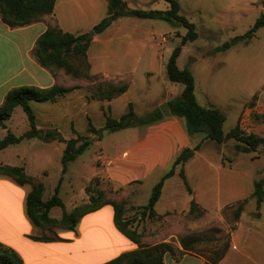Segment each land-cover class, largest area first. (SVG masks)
Segmentation results:
<instances>
[{"label":"crops","instance_id":"0c3cea01","mask_svg":"<svg viewBox=\"0 0 264 264\" xmlns=\"http://www.w3.org/2000/svg\"><path fill=\"white\" fill-rule=\"evenodd\" d=\"M122 1L131 10L148 11L151 10L148 6L153 0ZM107 7V0H55L53 12L48 20L50 23L56 22L64 32L74 35L88 34L106 16ZM261 11L264 12L262 7ZM48 20L21 28H10L0 17V40L9 42L12 48L10 54L13 53L15 58L14 62L7 59V56L5 60L0 61V105L8 91L20 86L77 87L55 103H32L37 129L40 132L37 138H41L46 130H59L64 126L71 131L72 137H75V132L85 135L87 117L93 126L99 129L104 125V111L113 118H119L131 103L136 115L142 116L160 111L161 105L168 104L180 95L183 87L172 88L171 84L174 83L169 82L166 77L165 66L168 60L165 61L160 53H163L162 45L166 44L168 39L161 33L160 24L154 22L158 20L120 17L105 31L91 37L87 51L90 75L100 76L109 82L129 78L126 92L110 101L90 99L87 89L75 84L61 72L54 75L37 63L33 49L39 36L48 28ZM177 38L180 44V37ZM157 39L160 43L155 44ZM187 45L182 47L181 52ZM141 72L151 79L157 77V81H149L146 85L141 80L137 83L136 76ZM254 95V110H259V115L264 119V83L258 91L250 94V98ZM45 104L49 105L45 108L40 106ZM228 107L231 106L224 107L225 111L219 109L226 119L230 109ZM39 112L42 116L38 115ZM249 112L245 111L242 105L234 115L236 124H246ZM240 114L243 115L242 119L239 118ZM12 117L4 123V128L0 126L3 137L7 130L11 131L7 123ZM23 122L24 135L29 130V123H26L25 119ZM82 123L85 124L83 132L77 127ZM261 132L259 136H264V127ZM113 134L120 135L118 139L123 142L121 145L116 138L106 140L105 132L92 141L89 149L95 146L97 153L91 158V172L79 185L82 191L91 179L106 177L116 190H126V195L132 197L136 206H144L150 195L144 197L146 203L139 201L141 187L144 185L150 191L184 148H193L200 144L191 161H187L183 166L191 192L187 191L178 176L177 168L175 175L164 182L160 198L155 205L156 213L163 219L181 215L185 219L190 217L200 222H216L225 228L227 224L223 216L224 210H233L237 203L247 200L239 218L227 231L228 248L217 264H264V198L257 209L256 201L251 197L254 182L264 176V157L259 158V161H262L260 170L252 167L250 153L237 152L224 158L223 151L217 147L227 144L226 141L211 144V153L216 161L204 159L201 151L209 140H204L203 136L197 134L188 135L183 121L172 115H162L161 119L150 125L127 128ZM20 143L0 151V164L23 167L28 175L39 177L45 169H30L27 157L16 150ZM104 160H109L110 165H105ZM78 179L82 178L77 177ZM72 183L67 188H70L71 194L77 193L78 190ZM30 190L29 185H18L12 178L0 175V243L14 250L21 258L22 264H103L124 252L138 248L136 243L116 228L114 209L111 205H105L84 215L73 230L54 225H33L26 214V197ZM191 201L200 208L201 215L189 214ZM65 209L70 210L67 207ZM256 213L258 216H255ZM40 230L51 231L53 235H37ZM136 230L142 234L141 239L151 238L145 237L147 234H144L142 228ZM166 233L158 243H172L177 251H182L179 243L173 241L176 237L170 229ZM34 238L48 241H38ZM155 244L154 242L151 245ZM163 260L164 264H210L206 258L191 251H183L180 256L166 253Z\"/></svg>","mask_w":264,"mask_h":264},{"label":"trees","instance_id":"16d2710c","mask_svg":"<svg viewBox=\"0 0 264 264\" xmlns=\"http://www.w3.org/2000/svg\"><path fill=\"white\" fill-rule=\"evenodd\" d=\"M168 8L164 11L158 10H131L122 0H107V14L96 24L91 31L99 34L105 31L113 21L120 17H136L141 19H151L163 21L173 27H182L186 33L180 37V44L175 47L166 63L165 71L167 80L174 84H180L183 89L179 96L168 102V107L172 116L183 121L188 135H201L204 140L214 141L218 144L229 140L237 142L238 152H255L259 147H264V136H259L255 132L246 133L238 123L228 132H224L223 126L226 116L223 112L213 106H203L196 98V83L193 74L187 68H180L177 59L181 54L182 47L193 43L198 39L196 25L180 14V4L178 0H163ZM55 0H0V17L4 24L10 28H21L36 22L47 21L54 9ZM264 28V12L256 18L253 26L243 35L234 37L231 41L223 43L216 48V51L230 49L238 43H247L255 33ZM92 38L87 34L74 35L62 31L55 23L48 20V28L39 36L33 49V55L37 63L55 75L61 72L71 81L79 79H93L96 76L90 75V66L87 60V51ZM128 82H100L95 86L94 91L89 94V98L97 101H110L119 97L128 89ZM77 87H63L54 85L49 88H37L20 86L11 89L5 95L3 103L0 105V126L5 127L16 108H21L25 113L29 130L23 136L17 137L10 130L0 139V151L18 144L22 139H32L38 132L36 116L32 103H55L65 97V95ZM256 98V95L252 97ZM103 110V108H101ZM162 118L159 110L137 116L133 105L128 104L127 110L119 117L113 118L107 111H104V125L96 129L90 118L87 117V134L81 135L75 132V137L64 139L56 129L46 130L41 137L44 143L58 142L64 144L63 155L60 163L61 173L64 174L68 164L74 161L84 151H86L95 137L99 138L105 131L117 132L127 128L150 125ZM200 148L197 144L193 148H184L173 160L171 166L160 180L152 187L148 202L140 206V215H148L149 218H158L155 205L158 202L162 187L166 179L172 177L179 168L178 176L182 179L188 192H191L186 181L183 166L192 159L195 152ZM0 175L12 178L18 185H29L31 190L26 197V214L33 225L37 227L58 226L64 229L73 230L79 219L84 215L94 212L105 205H111L114 209V223L116 228L129 240L136 243L138 248L124 252L118 257L103 264H164L163 257L166 253L173 254L172 243H158L155 245H144L140 242L142 237L132 222L124 216L122 203L112 200H102L105 190L100 185L101 177L91 179L85 187L88 201L82 205L74 206L73 210L67 211L62 200L58 196V186L54 193L46 201L42 200L44 185L38 176L28 175L23 167L8 166L0 164ZM264 176L254 182V189L251 197L256 201V208L259 209L263 201ZM119 190H115L117 193ZM247 200L237 203L233 208V221H237ZM53 208L62 210L58 219L50 217L49 212ZM190 215H201L202 211L194 201L190 204ZM258 216V213L255 214ZM38 241H48V239L34 238ZM194 236L181 238L179 241L182 251H190V241H196ZM228 245L214 258L207 259L210 264H217L224 256ZM0 264H22L19 255L0 243Z\"/></svg>","mask_w":264,"mask_h":264},{"label":"rangeland","instance_id":"374dc122","mask_svg":"<svg viewBox=\"0 0 264 264\" xmlns=\"http://www.w3.org/2000/svg\"><path fill=\"white\" fill-rule=\"evenodd\" d=\"M178 2L180 4V14L194 23L198 32V39L194 43L185 46L177 59L178 67L187 68L195 78L198 102L202 105H211L222 111H225L223 110L226 109L224 107L231 106L228 107L230 109L223 126L224 132L237 125L234 115L243 105L245 111H251L249 112V120L246 122L245 128L261 135L264 119L259 115V110H254L256 98H250V94L258 91L264 83V28L259 29L252 40L247 43H238L222 52L216 51V48L225 42L231 41L234 37L245 34L262 12L261 7L264 10V0H178ZM148 8L164 11L168 8V5L163 0H153ZM154 22L160 24L161 33L168 39V42L162 45L163 53H160L163 55L164 60L167 61L172 50L179 45L177 36H183L182 34L186 33V30L182 27H173L163 21ZM156 43H160V40L157 39ZM11 51L12 48L9 42L0 40V61L5 60L7 56V59L14 62L15 58L12 55L13 53L10 54ZM139 80L146 85L149 81L156 82L157 77L151 79L141 72L136 76L137 83ZM104 81L109 82L100 76H96L93 79H79L73 82L81 85L91 93L98 83ZM118 81L128 82L129 78L117 79L116 82ZM171 86L172 88H181L179 84H171ZM48 105L40 106L45 108ZM17 110L11 121L7 123V126L15 136L20 137L23 135V120L25 119L26 123H28V120L22 109L18 108ZM41 112L43 114V111ZM41 112H39V116H42ZM230 112L232 113L230 114ZM20 116L24 119H21ZM242 117L243 115L240 114L239 118L242 119ZM84 126L85 124L82 123L77 127L83 132ZM58 131L64 139L72 137L71 131L66 126ZM113 133L115 132L105 131L106 140L119 138L120 135H114ZM39 134L40 132H37L36 137L32 138L33 140L31 141L22 139L16 150L27 157L30 169L37 171L45 169V172L39 176L40 181L44 185L42 200L46 201L51 197L55 187L59 184L60 178H62L60 185H64H62L61 191L58 192V196L62 200L64 208L67 207L73 210L74 206L86 203L88 197L85 193V188L82 191L79 185L91 172V158L95 155L97 148L95 146L88 148L74 161L70 162L66 172L62 174L60 160L63 155L64 144L58 142L44 143L40 137L37 138ZM2 135V130H0V139L3 137ZM122 143L120 139L119 145ZM211 144H215V142L209 140L201 151V155L204 159L216 161L214 154L211 153ZM236 145V141L229 140V143L227 141V144L217 148L223 151L224 158H226L238 152ZM250 156L252 167L255 170L262 169V161H259V158L264 157V147H259L255 152H250ZM77 177L82 179L77 180ZM71 180L74 182H70ZM101 180L100 188L105 190L102 200L121 202L124 216L132 222V226L137 229L142 228L144 234H147L145 237H151L149 239H140L142 244L151 245L154 242L158 244L159 239L166 235V232L170 229L171 233L176 237L173 238V241L178 243L181 238L194 236L197 240L190 241V251L206 259L216 257L227 245V231L232 228L234 223L233 210H224L223 216L227 224L225 228L216 222H200L190 217L185 219L181 215L171 216L166 219H163L162 216L149 218L148 215H140V206H136L132 201V197L126 195V190L121 189L115 193L116 189L106 177H101ZM70 183L78 190L77 193H70V188H67ZM147 189L144 185L141 187V198L139 201L147 202L144 197L150 195L151 192V190ZM61 213L62 210L60 208H53L49 215L53 219H58ZM37 235L51 237L53 232L40 230ZM171 247L173 248V254H168L172 256H180L182 254L181 251L176 250L175 245L171 244Z\"/></svg>","mask_w":264,"mask_h":264},{"label":"water","instance_id":"95a60500","mask_svg":"<svg viewBox=\"0 0 264 264\" xmlns=\"http://www.w3.org/2000/svg\"><path fill=\"white\" fill-rule=\"evenodd\" d=\"M88 35H89L90 37H92V36H93V32L90 31V32L88 33ZM159 109H160L161 114H162L164 117H170V116H171V113H170V110H169L168 104H163V105H161V106L159 107ZM39 135H40V134H39Z\"/></svg>","mask_w":264,"mask_h":264},{"label":"built area","instance_id":"2783aa9c","mask_svg":"<svg viewBox=\"0 0 264 264\" xmlns=\"http://www.w3.org/2000/svg\"><path fill=\"white\" fill-rule=\"evenodd\" d=\"M239 124L241 125V127L243 128V130H244L246 133L253 132V131H249L248 129L245 128V123L242 124V123L240 122ZM104 163H105V165H110L111 162H110L109 160H104Z\"/></svg>","mask_w":264,"mask_h":264}]
</instances>
